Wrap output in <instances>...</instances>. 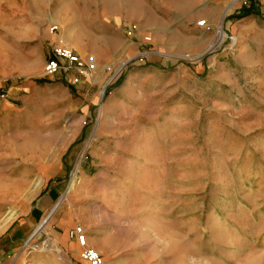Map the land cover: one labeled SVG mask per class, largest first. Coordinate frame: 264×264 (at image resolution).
I'll return each mask as SVG.
<instances>
[{"label": "crops", "instance_id": "crops-1", "mask_svg": "<svg viewBox=\"0 0 264 264\" xmlns=\"http://www.w3.org/2000/svg\"><path fill=\"white\" fill-rule=\"evenodd\" d=\"M225 1L215 0L209 11L205 10L208 0H183L186 13L204 4V10L196 12L197 16L187 23L202 16L211 19L212 14L223 12ZM232 1L241 6V0ZM108 2L112 4L102 14L95 11L90 24H79L77 29V37L81 33L89 43L104 47L84 51L105 62L112 53L122 55L111 50L120 40L116 35L122 34L120 26L110 24L111 20L126 21L127 14H134L143 24L140 29H155L161 11L175 13L181 6V0ZM254 9L248 16L233 17L228 24L229 31L238 37L237 53L232 57L212 64V69L203 74V65L194 70L183 65L163 67L156 55L151 57L146 65L131 69L122 86L101 107L97 122L88 132L82 129L87 116L84 111L95 108L94 99L86 98V90L79 87L73 94L70 86L62 82L39 87L32 80H18L28 70L0 66V89L6 91V97H0V173L1 169H17L0 178V264H87L80 258L84 248L97 251L102 256L101 264H159L161 257L166 261L174 258L167 252L175 232L164 227L166 217L172 216L175 198L170 192V168L166 171L161 167V158L175 156V144L181 141L177 134L179 121L186 117L191 120L189 98L193 88L206 98L218 90L222 92L224 87L241 85L230 81L232 85L224 78L234 80L247 76V72L252 77H264V0H257ZM24 40L16 43H25ZM157 44L168 48L173 45L169 41ZM78 74L70 73L72 78ZM80 92L84 100L77 97ZM79 110L83 115L73 118ZM67 115L72 119V133L65 148L70 157L77 152L74 144L82 136L90 142L102 138L104 142H114L108 150L102 142L93 147L97 155L108 160V167L80 169L72 188L67 183L69 169H48V157L56 154H49L47 138L37 140L33 133L42 135L44 129L45 134L48 126L58 125ZM102 124L111 129L112 135H98ZM129 141L134 143V152L125 148ZM17 157L22 160L16 161ZM35 157L41 161H34ZM5 160L8 162L1 164ZM50 212L47 223L36 233L45 234L50 249L28 252L30 237ZM9 213L13 214L6 218ZM75 226L82 227L85 246L68 237V231Z\"/></svg>", "mask_w": 264, "mask_h": 264}, {"label": "rangeland", "instance_id": "rangeland-1", "mask_svg": "<svg viewBox=\"0 0 264 264\" xmlns=\"http://www.w3.org/2000/svg\"><path fill=\"white\" fill-rule=\"evenodd\" d=\"M232 2L226 0L223 12L212 14L211 19L202 16L187 23L197 16L196 12L204 10V4L193 13H186L181 0V6L176 8L178 12L159 13L160 22L155 29H140L143 24L134 14H127L126 21L111 20L110 24L120 26L122 31L116 35L120 40L111 50L122 55L112 53L111 59L105 62L98 60L96 54L84 51L104 47L89 43L81 33L77 37V29L79 24L87 27L95 11L102 14L112 4L108 0H0V66L28 70L18 80H32L39 87L62 82L70 86L73 94L79 87L86 90V98L94 99L95 108L84 111L87 116L82 129L88 132L97 122L101 107L122 86L131 69L146 65L151 57L156 55L163 67L183 65L194 70L203 65V74L212 69V64L237 53L238 37L229 31L228 24L233 17L242 18L255 12L257 0H241V6ZM207 4L205 10L210 11L215 0H208ZM201 20L205 24L198 26ZM52 27L56 28L52 30ZM220 29L225 35L223 40H219ZM17 40L25 43L18 44ZM165 41L173 45L168 48L157 44ZM61 44L82 58L93 56V71L78 72L75 78L70 75L75 70L45 75L52 48ZM246 74L234 80L224 78L230 84L241 85L224 87L222 92L218 90L206 98L199 95L196 87L191 90V120L186 117L179 121L177 134L181 141L175 144V156L161 158V167L166 171L170 168V192L175 198L172 216L166 217L164 229L174 231L175 237L167 252L173 253L174 258L166 261L161 257L159 264H264V77ZM76 95L84 100L81 92ZM0 97H6L5 90L0 89ZM82 115V110L75 111L73 118ZM69 116L58 125L48 126L45 134L44 129H41L42 135L33 133L37 140L47 138L49 154H56L48 157V169H69L67 183L72 188L80 169L108 167V160L97 155L93 147L102 142L108 150L111 142H104L103 138L90 142L82 136L74 144L77 152L70 157L69 149L65 151L72 133ZM110 130L102 124L97 133L101 137L112 135ZM113 133L119 132L113 130ZM133 145L127 142L126 150L134 152ZM58 149L62 151L60 154ZM33 160L41 161L39 157ZM16 171L1 169V180ZM36 235L28 242V252L49 250L45 234Z\"/></svg>", "mask_w": 264, "mask_h": 264}, {"label": "built area", "instance_id": "built-area-1", "mask_svg": "<svg viewBox=\"0 0 264 264\" xmlns=\"http://www.w3.org/2000/svg\"><path fill=\"white\" fill-rule=\"evenodd\" d=\"M204 24L205 21L203 20L197 22L198 26H203ZM55 28L56 27H52V30H54ZM219 31L222 30L220 29ZM94 65L95 60L93 56L82 58L77 55L72 48L61 44L56 45L52 48V58L46 63L44 73L47 76H53L59 73H67L70 70L90 73L93 71ZM74 177L75 176L72 177L71 181L74 180ZM50 213L46 217L49 218V216L51 215ZM37 232L38 231H35L30 238L35 236ZM68 237L70 239H75L80 246H85L86 239L82 227L75 226L74 228L70 229L68 231ZM81 258L87 264H101L102 262L100 254L92 248H84L81 253Z\"/></svg>", "mask_w": 264, "mask_h": 264}, {"label": "bare ground", "instance_id": "bare-ground-1", "mask_svg": "<svg viewBox=\"0 0 264 264\" xmlns=\"http://www.w3.org/2000/svg\"><path fill=\"white\" fill-rule=\"evenodd\" d=\"M224 38V34L222 33V31H219V40H222ZM73 184V183H72ZM72 186V185H71ZM61 200L62 199H60L56 204H55V206L53 207V210L60 204V202H61ZM52 213V212H51ZM50 213V214H51ZM48 221V217H46L42 222H41V224L37 227V229H36V231H39V230H41L43 227H44V225L46 224V222Z\"/></svg>", "mask_w": 264, "mask_h": 264}]
</instances>
